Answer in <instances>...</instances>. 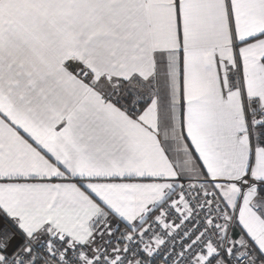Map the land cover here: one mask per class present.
Masks as SVG:
<instances>
[{
    "label": "snow or ice",
    "instance_id": "snow-or-ice-1",
    "mask_svg": "<svg viewBox=\"0 0 264 264\" xmlns=\"http://www.w3.org/2000/svg\"><path fill=\"white\" fill-rule=\"evenodd\" d=\"M0 264H264V0H0Z\"/></svg>",
    "mask_w": 264,
    "mask_h": 264
}]
</instances>
